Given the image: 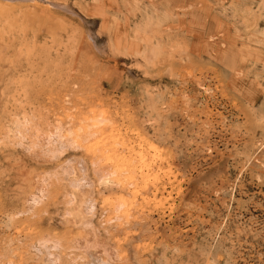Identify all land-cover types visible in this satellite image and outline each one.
<instances>
[{
    "label": "rangeland",
    "instance_id": "1",
    "mask_svg": "<svg viewBox=\"0 0 264 264\" xmlns=\"http://www.w3.org/2000/svg\"><path fill=\"white\" fill-rule=\"evenodd\" d=\"M0 264H264V0H0Z\"/></svg>",
    "mask_w": 264,
    "mask_h": 264
},
{
    "label": "bare ground",
    "instance_id": "2",
    "mask_svg": "<svg viewBox=\"0 0 264 264\" xmlns=\"http://www.w3.org/2000/svg\"><path fill=\"white\" fill-rule=\"evenodd\" d=\"M4 1H7V2H14V1H35V0H4ZM50 135V134H49ZM48 137V136H47ZM111 177H112V174H108V173H104L102 174V177H101V181L105 184V185H108L111 183ZM113 178V177H112ZM114 179H112L113 181Z\"/></svg>",
    "mask_w": 264,
    "mask_h": 264
}]
</instances>
